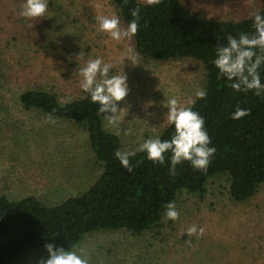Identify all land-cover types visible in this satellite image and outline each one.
Instances as JSON below:
<instances>
[{"label": "rangeland", "instance_id": "1", "mask_svg": "<svg viewBox=\"0 0 264 264\" xmlns=\"http://www.w3.org/2000/svg\"><path fill=\"white\" fill-rule=\"evenodd\" d=\"M21 2L0 0V195L35 196L55 205L86 190L101 164L82 123L25 110L20 93L41 88L62 102L81 98L77 69L84 62L96 56L115 62L128 47L136 49L132 38L117 42L97 30V15L115 13L108 0H48L49 17L36 19L19 16ZM182 2L192 13L220 20L245 19L261 7V0ZM138 55L141 65H124L130 92L128 104L119 103L128 108L125 119L108 126L103 118L105 128L119 136L122 151L160 134L166 126L160 103L175 97L186 105L205 80L198 60ZM149 100L155 103L145 108ZM228 187L227 176L216 175L202 194L178 193V219L163 214L158 226L140 234L94 231L75 248L89 264H264V183L243 202L232 201ZM192 224L203 227V234L187 235ZM46 255L44 249H27L5 264H36Z\"/></svg>", "mask_w": 264, "mask_h": 264}, {"label": "trees", "instance_id": "2", "mask_svg": "<svg viewBox=\"0 0 264 264\" xmlns=\"http://www.w3.org/2000/svg\"><path fill=\"white\" fill-rule=\"evenodd\" d=\"M108 1L125 27L132 19L130 10L139 9V27L132 39L141 56L156 61L191 58L202 62L207 96L195 99L192 108L204 117L217 151L206 171L184 161L174 173L169 172L167 159L163 165L154 164L137 152L129 158L132 170L128 172L114 156L115 151H122L119 136L105 128L102 115L86 94L62 102L54 92L41 88L21 92L18 100L23 109L85 126L101 173L86 190L55 205L35 196L11 199L0 195V264L27 249H44L47 240L73 248L94 231L140 234L159 225L167 203L176 202L179 192L202 194L207 181L219 174L227 176L229 198L234 202L246 201L264 183V96L234 92L211 62L225 36L251 31V20L207 19L192 13L182 0H160L156 5L141 0ZM259 10H264V0ZM237 106L249 113L233 120L230 113ZM171 133L165 126L159 135L167 139Z\"/></svg>", "mask_w": 264, "mask_h": 264}, {"label": "clouds", "instance_id": "3", "mask_svg": "<svg viewBox=\"0 0 264 264\" xmlns=\"http://www.w3.org/2000/svg\"><path fill=\"white\" fill-rule=\"evenodd\" d=\"M159 3L160 0H146L147 5ZM47 9L48 0H22L18 14L27 19L47 18ZM130 15L132 19L126 27L122 25L121 18L116 13L97 15V30L107 33L113 41L130 40L136 35L139 27V9H131ZM206 18L211 19L210 16ZM248 19L251 20V31H242L236 35L227 34L225 42L215 48L211 62L217 74L228 82L234 92L251 91L260 97L264 96V10L249 12ZM126 62L129 66L141 65V58L132 47L125 49L115 62H106L102 57L96 56L77 69L81 92L86 94L90 103L96 105L97 112L103 116L108 126L120 125L128 111L127 107L119 103L124 101L125 105L128 104L125 98L130 92V84L124 70ZM117 65L122 67L113 72ZM194 95L195 99H204L207 91L198 88ZM195 99H189L186 105H180L175 97H168L160 103L161 107L166 109V126L172 129L170 137L162 139L161 135L157 134L138 143L133 151H115L114 156L120 166L131 172L129 158L137 152H142L154 164L163 165L167 159L170 173H174L176 166L184 161L189 162L194 169L206 171L217 149L212 145L205 128L204 117L192 108ZM154 103L152 100L147 101L145 108ZM248 113V109L237 106L230 116L233 120H238ZM164 215L168 220L178 219L180 213L174 201L167 203ZM203 232V227L195 224L186 229L189 236H199ZM43 248L47 255L39 258L36 264H89L81 249L59 246L55 240H47Z\"/></svg>", "mask_w": 264, "mask_h": 264}]
</instances>
